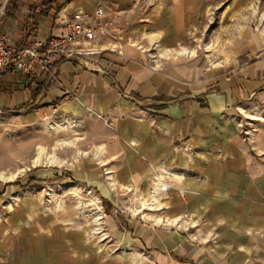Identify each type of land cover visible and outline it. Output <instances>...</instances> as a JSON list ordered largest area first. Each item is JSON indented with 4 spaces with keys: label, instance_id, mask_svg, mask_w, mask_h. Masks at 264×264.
Listing matches in <instances>:
<instances>
[{
    "label": "crops",
    "instance_id": "0c3cea01",
    "mask_svg": "<svg viewBox=\"0 0 264 264\" xmlns=\"http://www.w3.org/2000/svg\"><path fill=\"white\" fill-rule=\"evenodd\" d=\"M99 7L104 33L73 57L0 71V114L73 121L74 175L125 215L127 233L99 219L127 252L105 258L29 197L0 217V264H176L163 249L177 245L193 264H221L264 249V36L221 49L209 68L193 43L207 0H6L0 35L44 40Z\"/></svg>",
    "mask_w": 264,
    "mask_h": 264
},
{
    "label": "rangeland",
    "instance_id": "374dc122",
    "mask_svg": "<svg viewBox=\"0 0 264 264\" xmlns=\"http://www.w3.org/2000/svg\"><path fill=\"white\" fill-rule=\"evenodd\" d=\"M5 1L0 0V12L5 7ZM207 1L206 17L193 43L198 55L208 59L209 68L213 67L212 62L221 49L225 51L226 48L238 47L243 50L262 42L256 37L264 36V0H239L242 21L240 25L236 22L234 27L232 16L226 17L237 0ZM237 57L244 59L245 54ZM239 63L242 65L243 61ZM256 102L264 108V96ZM73 133V121L60 115L36 112L30 116L23 112L0 114V217L6 219L15 206L31 197L48 213L83 228L99 250L105 253V258L123 254L127 251L115 237L103 235L105 230L101 221L113 218L115 230L111 231L112 234L127 233L126 217L107 199L95 197L74 175ZM106 229L109 231V226ZM177 247L179 249L174 251L166 247L163 252L170 253L176 264H193L187 258L188 254ZM233 260L224 259L221 264H264V249L247 250Z\"/></svg>",
    "mask_w": 264,
    "mask_h": 264
},
{
    "label": "built area",
    "instance_id": "2783aa9c",
    "mask_svg": "<svg viewBox=\"0 0 264 264\" xmlns=\"http://www.w3.org/2000/svg\"><path fill=\"white\" fill-rule=\"evenodd\" d=\"M103 17L104 10L101 7L96 9L92 20L79 13L67 24L62 33L22 45H13L5 36L0 35V71L14 69L31 74L38 64L49 69L73 57L75 45L84 40H93L97 33H104ZM85 54L88 53H83ZM163 189L167 190L168 186H164ZM183 217L187 219L188 215L184 214Z\"/></svg>",
    "mask_w": 264,
    "mask_h": 264
},
{
    "label": "bare ground",
    "instance_id": "6f19581e",
    "mask_svg": "<svg viewBox=\"0 0 264 264\" xmlns=\"http://www.w3.org/2000/svg\"><path fill=\"white\" fill-rule=\"evenodd\" d=\"M40 151H41V150H40ZM39 153H41V152H39ZM39 159H40V158L37 159V162L39 161ZM49 159H50V158H49ZM34 161H35V160H34ZM50 161H52V160H50ZM53 163H54V162H53ZM2 174H3V173H2Z\"/></svg>",
    "mask_w": 264,
    "mask_h": 264
}]
</instances>
